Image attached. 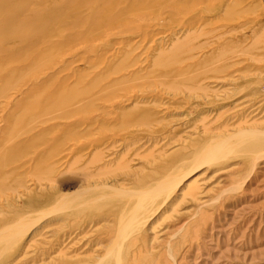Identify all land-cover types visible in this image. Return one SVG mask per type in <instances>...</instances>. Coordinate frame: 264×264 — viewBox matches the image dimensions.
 <instances>
[{
  "label": "rangeland",
  "instance_id": "rangeland-1",
  "mask_svg": "<svg viewBox=\"0 0 264 264\" xmlns=\"http://www.w3.org/2000/svg\"><path fill=\"white\" fill-rule=\"evenodd\" d=\"M234 12L205 18V31L235 29L218 44L162 26L133 53L134 92L54 112L74 120L50 123L60 152L40 176L0 179V264H264V0ZM76 59L78 76L105 71Z\"/></svg>",
  "mask_w": 264,
  "mask_h": 264
},
{
  "label": "bare ground",
  "instance_id": "bare-ground-1",
  "mask_svg": "<svg viewBox=\"0 0 264 264\" xmlns=\"http://www.w3.org/2000/svg\"><path fill=\"white\" fill-rule=\"evenodd\" d=\"M245 1L0 0V179L23 169L31 170L36 176L44 170L49 160L47 155L59 151L65 140L60 135L47 138L49 132L58 128L52 122L71 119L62 117V113L57 116L54 112L59 108L72 107L77 112L86 105L91 111L96 101L117 100L139 87L128 86L129 78L139 73L130 74L140 66L139 57L133 55L162 26L172 35L178 30L191 32L197 27L203 35H212L211 41L218 44L235 29L225 33L221 28L205 31V18L214 13L231 16L235 14L234 8ZM109 47L119 50L107 51ZM24 51L33 54L24 56ZM119 55L125 58V64L111 73L109 69ZM12 58L22 61L10 67ZM76 58L90 69L103 66L105 71L78 76L71 68L78 62ZM194 66L193 63L174 74L181 76ZM170 76L173 72L163 75ZM70 79L82 81L84 88L74 92L67 83ZM53 113L56 117L43 119ZM91 117L75 122L74 126L95 123ZM161 188L155 197L168 196L173 187L164 184ZM6 190L0 181V193Z\"/></svg>",
  "mask_w": 264,
  "mask_h": 264
}]
</instances>
